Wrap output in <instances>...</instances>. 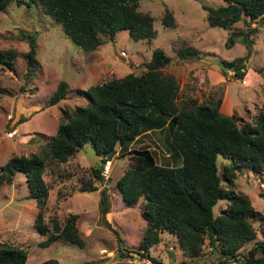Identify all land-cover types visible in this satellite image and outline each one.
<instances>
[{
    "label": "trees",
    "instance_id": "obj_1",
    "mask_svg": "<svg viewBox=\"0 0 264 264\" xmlns=\"http://www.w3.org/2000/svg\"><path fill=\"white\" fill-rule=\"evenodd\" d=\"M11 1L27 7L33 3L38 5L84 52L101 45L102 36L113 41L115 33L122 30L134 41H149L154 37L152 18L137 9L139 0H0V11ZM222 1L221 6L200 4V7L206 12L205 19L210 26L230 30L239 21L244 25L238 41L245 47V55L233 62L223 60L233 67V78L241 79L251 50L249 36L256 32L249 26L264 23V0ZM161 24L174 26L169 12L162 14ZM35 46L34 38H29L28 50L23 55L28 80L39 68ZM14 56V50H0V64L10 68ZM177 57L187 60L197 59L199 55L195 48L187 47L178 50ZM169 65L170 58L162 49L155 48L149 60L142 63L143 70L139 73L130 72L86 90H77L86 100L85 106L75 107L57 124L43 154L10 157L0 167V181H11L16 172L24 175L37 210L33 227L44 235L48 231L42 221L48 195V187L42 179L45 160L65 162L84 144H90L103 164L118 145L120 153L129 156L131 166L123 171L115 186L126 205H133L140 198L143 201L139 216L145 228L139 245L146 254L159 241V234L166 232L176 238L182 254L190 259L199 256L206 241L209 251L215 253L221 263L264 264V241L255 242L249 250L240 252L255 236L253 221L260 222L264 216L253 209L246 194L231 189L240 171L259 174L264 170V99L253 120L239 124L234 115L218 112V99L200 103L182 101L178 106L175 102L177 84L171 75L161 72ZM67 92L66 82L60 80L47 104L54 105L64 99ZM166 120L170 126L166 142L168 155H172L173 162L179 160V165H158L146 148L127 150L136 136L160 129ZM218 156L226 160L222 162L219 175ZM91 172L96 180H102L100 168ZM221 181L225 187L220 185ZM101 195L99 210L104 213L107 206L104 193ZM219 199L227 204L213 215L212 207ZM75 220L74 214H69L62 225L53 220L44 246L63 239L82 247ZM118 246L122 255L126 249L120 239ZM25 258L26 253L21 248L0 247V264H23Z\"/></svg>",
    "mask_w": 264,
    "mask_h": 264
},
{
    "label": "rangeland",
    "instance_id": "obj_2",
    "mask_svg": "<svg viewBox=\"0 0 264 264\" xmlns=\"http://www.w3.org/2000/svg\"><path fill=\"white\" fill-rule=\"evenodd\" d=\"M200 4L217 7L224 5V2L139 0L137 9L148 13L152 18L154 37L149 41H134L125 31H119L114 44L111 45L117 60L122 63L125 58L144 59L143 57H150L153 49H162L170 58V65L161 72L174 78L177 84L175 102L178 106L182 101L199 102L206 82L198 81V74L202 76L200 67L208 65L215 59L233 62L246 52L245 47L238 41L240 32L245 30L244 25L239 21L229 31L218 26H210L205 19L206 12ZM165 11L171 14L173 27L161 24V16ZM255 33L249 36L251 40ZM29 38L35 40V60L39 66L34 71L36 75H33L32 81L25 77L23 57L28 50ZM102 39L107 41L103 36ZM258 46L260 51L253 57L251 65L264 70L262 67L264 39L258 40ZM187 47L195 48L199 58L178 59V50ZM0 50L15 51L10 68L0 64L1 167L12 156L43 154L57 124L64 121L75 107L85 106L86 100L77 92L78 89L68 90V86L64 99L54 105H48L47 99L56 82L63 79L76 80L80 77L82 72L75 69L72 61L78 60L87 52L71 42L61 27L42 13L38 5L33 3L27 7L17 5L15 1H11L0 11ZM119 50L125 52V58L122 59L118 55ZM112 66L117 68L116 73H120L124 68L116 62H113ZM262 72L264 81V71ZM255 113L251 109L248 112L243 110L242 115L237 118L238 124L251 122ZM118 127L119 130L121 124ZM8 132H11L10 136L7 135ZM153 138H156L155 134ZM146 141L148 140L143 138L141 141H134L135 143L132 141L127 145V150L133 149L132 147H153L147 145ZM159 144L166 149L161 140ZM160 145L154 146L155 162L158 165H179V160L173 162L163 159L165 151ZM100 158L90 144H84L65 162H55L49 158L45 160L42 179L48 187V195L42 210V221L48 227V231L44 235L38 234L33 227L37 210L34 199L30 197L26 187L24 175L16 172L11 181H0V247L23 249L26 253L23 264H137L136 260L140 258L135 259V255L147 256L157 264H234L231 261L221 263L215 253L209 251L206 241L199 256L190 259L182 254L176 238L166 232L160 233L159 241L152 245L146 254L139 245L145 228L143 219L139 216L143 201L140 198L135 204L126 205L121 201L115 186L123 171L131 166V160L127 154L120 153L118 145L115 146L113 153L106 157L108 163L104 165V161L101 164ZM222 162L225 163L226 160L218 156L216 158L218 175L221 173ZM96 168H100L101 181L96 180L91 172ZM242 174L241 171L236 174L231 189L238 190L235 188L238 186L243 188L254 204H257L254 199L257 196L256 190L264 191V170L259 174L252 173L246 176ZM240 180L245 184H241ZM220 185L225 187L222 181ZM102 192L107 206L104 213L99 210ZM225 203L227 204L223 199H219L212 207L213 215L218 214ZM69 214L76 216L75 226L82 239V247L63 239H57L44 246L51 222L55 220L62 225ZM252 225L255 236L247 246L245 245L246 248L264 240V237L259 239L264 226L263 221H253ZM118 239L126 249L122 255ZM243 249H240V252Z\"/></svg>",
    "mask_w": 264,
    "mask_h": 264
},
{
    "label": "crops",
    "instance_id": "obj_3",
    "mask_svg": "<svg viewBox=\"0 0 264 264\" xmlns=\"http://www.w3.org/2000/svg\"><path fill=\"white\" fill-rule=\"evenodd\" d=\"M250 27H253L256 29V33H255L256 35L254 36L252 40L250 55L247 60L245 71L241 79L233 78L232 71L230 70H221L216 65H212V61H210L208 65L204 67H200L202 71V76L198 74V81H203V82L206 81L204 83L205 89L202 90L203 92H201L202 95L198 103L202 101L212 102L218 99L219 100L218 112L225 116L234 115L236 118H239L242 115L243 110L248 112L249 109L257 112V109L260 107L261 102L264 99V81H263V72H262L264 70L263 68H260L258 66L251 65L252 64L251 62L254 59L253 57H255L257 55L256 53L260 51L259 46H258V40L264 39V23H262L260 26L259 24L257 25L256 23H251ZM118 32L115 33L113 41H106V42L104 41L95 50L91 52H87V54H83V56L79 58L78 60L72 61V65H74L75 69L78 72H82V74L80 75V77H77L76 80L72 79V80L66 81L63 79V81H65L68 86V90L69 89L86 90L88 87L92 85L99 84L107 80L106 77L107 78H121L130 72L143 70L142 63L147 62L150 57H143L144 59L125 58L123 60V63L117 60V55L114 51H112L111 45L114 44L115 37ZM120 51L122 50H119V52ZM113 62H116L117 64L124 67L120 73H116L117 68H114L112 66ZM262 65H263L262 67H264V63H262ZM35 75L36 74H34V76ZM112 75H114V77H112ZM58 82H56V84ZM154 134L156 138H153ZM169 136H170V126L167 124V120H166L165 124L160 129L148 130L136 136L135 139L133 140V143H135L136 141H141L142 138L143 140H148L145 143H147V145H153V147H143V148L150 150L154 157V152H153L154 146L160 145L159 141L161 140L163 142V145L166 148V149H163L162 146L160 145L162 150L165 151L163 159L165 161H172L173 157L172 155L171 156L168 155L170 153V150H168V147L166 145V142L169 139ZM132 148L136 149L137 147L135 148L132 147ZM241 172L243 173L242 174L243 176L252 175L250 171L242 170ZM240 183L245 184L243 180H240ZM235 188H237L238 190L234 189L233 191L235 192L238 191V192H242L246 194L250 201V205L253 207V209H255L256 211H258L260 214L264 216V191L263 190L262 191H259V189L256 190L257 196H255L254 199H256L257 204H254L249 194L246 191L242 190L243 188L239 186ZM256 205H258L259 207H257ZM225 206H226V203L222 207L224 208ZM262 221L264 223V220ZM260 232L261 233L259 234L260 235L259 239L261 238L263 239L264 226H263L262 231ZM245 245L247 246V243ZM245 245L242 247L244 249L241 251V253L246 252L253 246L251 245L250 248L249 247L246 248ZM263 248H264V245H263Z\"/></svg>",
    "mask_w": 264,
    "mask_h": 264
},
{
    "label": "built area",
    "instance_id": "obj_4",
    "mask_svg": "<svg viewBox=\"0 0 264 264\" xmlns=\"http://www.w3.org/2000/svg\"><path fill=\"white\" fill-rule=\"evenodd\" d=\"M118 55H119L120 57H122V58H125V57H126L123 51H120V52L118 53ZM7 135L10 136V135H11V132H8ZM106 163H108L107 160H105L104 165H105ZM105 171H106V168H105ZM105 171H104V172H105ZM132 257H134V256L132 255ZM136 257L140 258V260H136V263H137V264H157L156 261L151 260V259L148 258L147 256H143V255H138V256H137V255H135L134 258L136 259Z\"/></svg>",
    "mask_w": 264,
    "mask_h": 264
},
{
    "label": "water",
    "instance_id": "obj_5",
    "mask_svg": "<svg viewBox=\"0 0 264 264\" xmlns=\"http://www.w3.org/2000/svg\"><path fill=\"white\" fill-rule=\"evenodd\" d=\"M232 42L230 41V44ZM212 63L216 66H218V68H220L221 70H231L233 69L232 66H227L226 64L223 63V61L221 60H218V59H215V60H212Z\"/></svg>",
    "mask_w": 264,
    "mask_h": 264
}]
</instances>
